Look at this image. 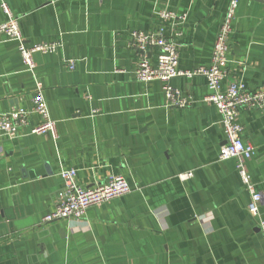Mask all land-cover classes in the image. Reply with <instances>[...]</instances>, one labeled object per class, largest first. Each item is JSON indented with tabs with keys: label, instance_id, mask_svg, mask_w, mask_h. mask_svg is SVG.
<instances>
[{
	"label": "crops",
	"instance_id": "0c3cea01",
	"mask_svg": "<svg viewBox=\"0 0 264 264\" xmlns=\"http://www.w3.org/2000/svg\"><path fill=\"white\" fill-rule=\"evenodd\" d=\"M4 1L26 46L56 51L34 54L32 74L17 43L0 37V114L29 109L38 84L56 139H0V264H264V111L238 118L255 151L245 167L263 199L254 217L236 161L218 159L224 135L203 101L206 79L174 78L191 104L169 107L162 83L135 79L130 47L133 31H154L163 24L156 12L169 11L180 33L177 69L208 67L231 0ZM229 46L222 88L240 80L263 90L264 0H237ZM156 54L148 51L152 64ZM62 168L83 188L122 176L131 192L80 219L43 223L61 198Z\"/></svg>",
	"mask_w": 264,
	"mask_h": 264
},
{
	"label": "built area",
	"instance_id": "2783aa9c",
	"mask_svg": "<svg viewBox=\"0 0 264 264\" xmlns=\"http://www.w3.org/2000/svg\"><path fill=\"white\" fill-rule=\"evenodd\" d=\"M236 8L237 0H231L215 38L211 64L208 67H199L190 71L177 69L179 51L176 39L180 33L177 31L175 23L177 17L169 11L156 12L163 24L154 31L149 33L133 31L130 47L139 55L134 71L135 79L144 84L154 81L162 83L166 103L169 107L184 109L191 104L189 98L171 86V81L174 78L200 76L206 79L209 94L203 101L216 108L224 135V144L218 159L220 161L231 159L236 161L238 175L250 196L247 210L256 217L259 214V206L263 199L262 195L256 191L251 176L245 167V162L253 157L255 151L252 145L242 141V127L238 118L242 110L264 111V89L248 90L240 80L231 81L225 89L222 88V81L227 78L228 74L229 43L233 33ZM0 9L6 16V20L0 23V37L17 43L24 65L33 74L35 69L32 61L33 55L36 53H54L56 45L26 46L18 21L11 14L4 0H0ZM169 25L173 28L172 32L169 31ZM150 49L157 51L155 64H152L148 57ZM66 66L69 70L74 69L72 61H66ZM30 106L29 109H12L0 114V139L16 140L26 135L48 134L55 141L56 123L50 117L47 103L38 84L31 98ZM33 118L39 120L35 125L32 124ZM191 175V173L181 175L180 179H188ZM59 176L64 182L61 198L56 199L52 212L44 217L43 223L80 219L89 207L107 203L131 192L128 182L122 176H110L106 183L89 188H83L76 183V171L74 169L62 168ZM258 226L264 242V221H260Z\"/></svg>",
	"mask_w": 264,
	"mask_h": 264
}]
</instances>
